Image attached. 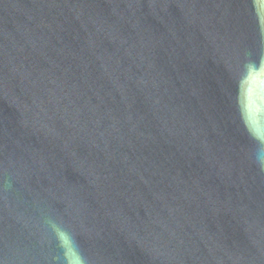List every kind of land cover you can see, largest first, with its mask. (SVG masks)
Listing matches in <instances>:
<instances>
[{"label":"water","instance_id":"95a60500","mask_svg":"<svg viewBox=\"0 0 264 264\" xmlns=\"http://www.w3.org/2000/svg\"><path fill=\"white\" fill-rule=\"evenodd\" d=\"M264 0H0V264H264Z\"/></svg>","mask_w":264,"mask_h":264},{"label":"clouds","instance_id":"9594fccd","mask_svg":"<svg viewBox=\"0 0 264 264\" xmlns=\"http://www.w3.org/2000/svg\"><path fill=\"white\" fill-rule=\"evenodd\" d=\"M259 161H260V163L264 164V155H261V156L259 157Z\"/></svg>","mask_w":264,"mask_h":264}]
</instances>
